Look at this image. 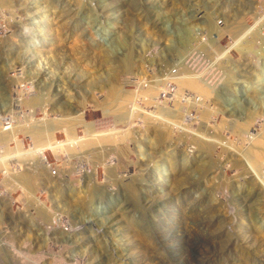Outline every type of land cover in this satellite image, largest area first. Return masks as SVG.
<instances>
[{"label":"rangeland","instance_id":"rangeland-1","mask_svg":"<svg viewBox=\"0 0 264 264\" xmlns=\"http://www.w3.org/2000/svg\"><path fill=\"white\" fill-rule=\"evenodd\" d=\"M262 14L0 0V264H264Z\"/></svg>","mask_w":264,"mask_h":264},{"label":"built area","instance_id":"built-area-1","mask_svg":"<svg viewBox=\"0 0 264 264\" xmlns=\"http://www.w3.org/2000/svg\"><path fill=\"white\" fill-rule=\"evenodd\" d=\"M263 19V18H262ZM261 23V22H260ZM211 26H217V25H220V24H222V20L221 19H215V21L213 20L211 23ZM252 27V25H249L248 27H246V28H251ZM254 28V27H253ZM244 32H248L249 33V30L248 29H244ZM198 44V43H197Z\"/></svg>","mask_w":264,"mask_h":264},{"label":"bare ground","instance_id":"bare-ground-1","mask_svg":"<svg viewBox=\"0 0 264 264\" xmlns=\"http://www.w3.org/2000/svg\"><path fill=\"white\" fill-rule=\"evenodd\" d=\"M261 17H262L263 20H264V14H262ZM256 26H257V23L254 25V28H257ZM192 83L194 84V82H192ZM37 135H38V134H37ZM74 135H75V134H74ZM45 136H46V135H45ZM47 143H48V142H47ZM38 146H39V145H37V147H38ZM42 149H43V148H42ZM251 170H252V169H251ZM252 172H253V171H252ZM253 174H255V173L253 172ZM255 175H256V174H255ZM255 175H254V176H255ZM250 176H251V175H250ZM253 178H254V177H253ZM256 179H258V178H256ZM257 193H258V192H257ZM261 194H262V193H261ZM257 195H260V193H258Z\"/></svg>","mask_w":264,"mask_h":264}]
</instances>
